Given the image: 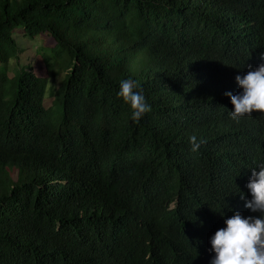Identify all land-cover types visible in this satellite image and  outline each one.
Segmentation results:
<instances>
[{"label":"trees","instance_id":"16d2710c","mask_svg":"<svg viewBox=\"0 0 264 264\" xmlns=\"http://www.w3.org/2000/svg\"><path fill=\"white\" fill-rule=\"evenodd\" d=\"M262 53L264 0H0V264H210L224 218L259 215L264 113L225 93Z\"/></svg>","mask_w":264,"mask_h":264},{"label":"clouds","instance_id":"9594fccd","mask_svg":"<svg viewBox=\"0 0 264 264\" xmlns=\"http://www.w3.org/2000/svg\"><path fill=\"white\" fill-rule=\"evenodd\" d=\"M260 60L262 62L257 67L249 66L244 75L235 77L240 89L238 93H225L233 105L229 112L233 121L239 122L253 112L264 113V53ZM117 97L130 106L134 122L151 112V105L146 101L139 82L132 78L119 82ZM201 143L194 136L190 137L191 151H198ZM246 187L250 199L241 194L245 208L259 215L245 216L240 211H233L230 217H225L224 227L217 229L209 241L210 251L215 254L210 264H264V163L252 169Z\"/></svg>","mask_w":264,"mask_h":264},{"label":"rangeland","instance_id":"374dc122","mask_svg":"<svg viewBox=\"0 0 264 264\" xmlns=\"http://www.w3.org/2000/svg\"><path fill=\"white\" fill-rule=\"evenodd\" d=\"M19 44L22 45L23 48V53L20 55V62L19 64L22 66L23 64L31 63L33 65L34 71L37 75L40 77H45L46 76V70L44 66L40 63V61L36 58V54L38 53L37 46L35 44H30L27 42H24V40H21L19 37L18 39ZM42 43V41H41ZM45 43V41H44ZM41 45V44H40ZM45 45V44H44ZM63 75H60V79L62 78ZM58 77V78H59ZM61 81L59 79L57 80L56 84L59 86ZM49 106V104H47Z\"/></svg>","mask_w":264,"mask_h":264}]
</instances>
